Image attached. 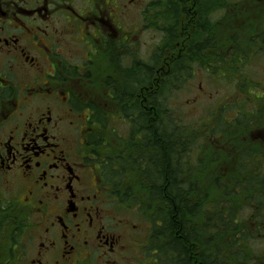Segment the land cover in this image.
<instances>
[{
  "label": "flooded vegetation",
  "instance_id": "af4514ba",
  "mask_svg": "<svg viewBox=\"0 0 264 264\" xmlns=\"http://www.w3.org/2000/svg\"><path fill=\"white\" fill-rule=\"evenodd\" d=\"M255 1L264 9V0ZM141 3L0 0V264H142L148 258L143 252L149 225L129 221L124 214L133 207L120 194L125 187L138 189L139 149L131 158L134 165L123 158L127 151H121L128 124L117 144L115 169L127 180L122 189L107 184L97 161L101 158L96 159L87 142L95 125L90 104L122 121L113 86L105 83L121 84L126 75L119 69L122 58L130 65L138 60L132 37L140 28L125 30L123 13ZM143 25L141 21V31ZM217 38L215 34L216 43ZM253 40L250 65L264 62V31ZM174 45L178 51L180 45ZM216 47L210 49L212 68L218 64ZM247 81L246 92L254 96L243 124L248 138L240 141L253 161L260 158V168L264 74L251 71ZM93 85L103 88L100 101L90 97ZM107 102L114 103L112 112ZM249 217L253 230L264 234V213L255 208Z\"/></svg>",
  "mask_w": 264,
  "mask_h": 264
},
{
  "label": "trees",
  "instance_id": "16d2710c",
  "mask_svg": "<svg viewBox=\"0 0 264 264\" xmlns=\"http://www.w3.org/2000/svg\"><path fill=\"white\" fill-rule=\"evenodd\" d=\"M242 1L150 0L144 10V25L160 34L162 47L146 63L137 60L129 64L121 84L105 83L106 88L113 86V101L121 107V120L129 126V137L122 142L121 151H127L123 158L134 165L131 158L139 149L138 189L125 187L120 194L129 207L149 215L152 244L146 249L150 247L147 257L152 264H252L249 239L253 238L244 222L249 219L241 218L244 206L240 205L254 202L264 213V176L251 167L258 165L260 158L253 161L240 140L247 135L243 124L249 98L254 96L246 92L254 65H250L248 54L255 51L253 37L262 32L252 23L264 9L258 1L247 0L246 5ZM175 43L180 45L178 51ZM212 47L218 55L213 67L216 72L210 66ZM194 67L210 73L213 80L217 74L216 83L234 85L237 95L234 93L232 103L222 104L192 124L170 108L169 99L193 77ZM89 106L95 123L87 137L90 151L96 159L101 158L97 161L103 164L107 184L122 189L127 180L115 169L121 141L116 121L100 107ZM235 138L237 168L216 171L215 184L200 182L196 173V163L202 162L199 159L204 156L217 163L218 157L226 155L231 160L230 151L222 148ZM260 221L264 226L263 217Z\"/></svg>",
  "mask_w": 264,
  "mask_h": 264
},
{
  "label": "rangeland",
  "instance_id": "374dc122",
  "mask_svg": "<svg viewBox=\"0 0 264 264\" xmlns=\"http://www.w3.org/2000/svg\"><path fill=\"white\" fill-rule=\"evenodd\" d=\"M140 1L142 3L139 9H127V10L124 9L123 27L125 30H128L130 25L138 26L140 28L139 33L138 32H137L138 34L134 33L132 39L137 43L135 48L137 47L136 52H137L138 61L142 63H146L150 59V56L156 53L157 50H159L162 47L161 45L162 40H161L160 34H158L157 32L155 33L153 31L146 30L147 24L143 25L145 29L141 31V21H143L142 19L144 16V15L141 16V11L145 10L146 7L148 8V4L150 0H140ZM246 1L247 0H243L242 2H244V4L242 5H246ZM123 2L126 3L127 0H123ZM149 10L150 12H152L151 9ZM146 18H149V17H146ZM254 23L259 28V30L264 31V11L261 14L255 16L254 22L252 24ZM124 59L125 58H122V62L119 68L120 71H123L124 70L123 68H126V66L129 64V60L123 61ZM251 71L253 72L257 71L258 73L261 72V74H264V62H259L253 65L251 68ZM191 74L193 75V77H191V79H189L186 83H184V86L170 97L171 99H169L170 100L169 105L171 109L174 108L178 112V114L177 113L175 114H177L183 121H185L186 123L193 124L194 122H197L200 119V117H203V115L207 114L208 112L212 113L213 110H217L218 108L222 107L221 106L222 104L233 100L234 94H232L233 89L229 83L228 84L221 83V81L220 83H216V80L212 79V76L210 73L200 71L198 70L197 67H194L191 71ZM97 86L99 87L100 84H97ZM97 86L93 85V88H96ZM102 91H103V88L92 89L89 91L90 97L95 101L99 98V101H100V98H101L100 96H102L101 95ZM105 102L106 101H104V103ZM110 103L107 102L106 104L107 106L106 105L105 106H106V109L109 110V112H112L114 110V107H113L114 103L112 102ZM111 106H112V109H111ZM179 112L181 114H179ZM111 119L112 120L115 119L116 121L114 113L111 116ZM111 123L112 121L110 120V124ZM115 123H116V126H115L116 134L121 135L127 132V126L125 125V123H123V120L122 121L117 120ZM245 137L248 138V135L245 134ZM237 143L238 141L235 138L232 144H223V148L221 147L226 152L230 151L229 153L230 155L228 154V156L231 160L226 158V155H225V157H222L224 159L218 157V162L214 163L213 159L207 160L206 157L200 155L202 156L201 157L202 160L201 159L199 160L200 162L201 161L202 162L200 164L196 163L198 164L196 168V173L199 172L200 182L204 181V184H208V185L210 183L215 184L217 182L216 176L218 175L216 174V171L222 172L223 170L231 166L233 168L234 165L237 168V164H238L237 161L239 160L238 159L239 155H236L235 152L239 150H237V148L234 147L235 145H237ZM260 149L263 150L262 148ZM251 167L253 170L260 169L261 173H263V176H264V163L262 165V168H258L257 166H255V164L251 165ZM224 174H228V172ZM126 182L127 181H125L124 183ZM127 186H129V183H127ZM256 187L257 186H252L251 188L255 189ZM254 196L257 197L259 195L255 194ZM140 202L143 203L144 201L141 200L140 198ZM248 203L249 202L241 203L240 206H244L243 207L244 210L240 214L243 220L250 219L249 221L248 220L244 221L245 226L248 227L251 237L253 238V239L251 238L249 239L250 245H251V254H250L249 260L251 261L252 264H257V263L261 264L262 260L264 259V238H263L264 234H261L260 236L258 232L253 230V227L251 224L252 217H249V216L252 213H254L256 207H255L254 202H252V204H248ZM126 213L127 214H124V215L129 219V221L132 224L143 226V227H145L146 225H149V229H150L149 215L147 214L144 215V213H142L141 215L138 209L134 207L130 208ZM261 237L263 239H261ZM150 241L151 239L148 238L146 247L144 248L143 258H145L144 255L147 257V251H149L150 247L148 249L146 248L147 246H150V244H152L150 243ZM148 255H150V253ZM142 264H152L151 259L146 258V261L144 259Z\"/></svg>",
  "mask_w": 264,
  "mask_h": 264
}]
</instances>
